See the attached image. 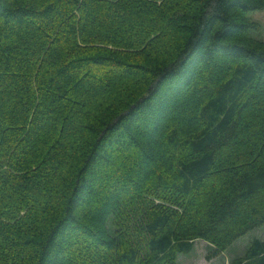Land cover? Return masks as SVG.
Instances as JSON below:
<instances>
[{
    "label": "trees",
    "instance_id": "obj_1",
    "mask_svg": "<svg viewBox=\"0 0 264 264\" xmlns=\"http://www.w3.org/2000/svg\"><path fill=\"white\" fill-rule=\"evenodd\" d=\"M263 10L0 0V264H176L263 226Z\"/></svg>",
    "mask_w": 264,
    "mask_h": 264
},
{
    "label": "rangeland",
    "instance_id": "obj_2",
    "mask_svg": "<svg viewBox=\"0 0 264 264\" xmlns=\"http://www.w3.org/2000/svg\"><path fill=\"white\" fill-rule=\"evenodd\" d=\"M250 15L252 16V20L258 21L261 24L262 28L259 34L256 35L264 40V10L255 11ZM186 112V110H181L179 108V112L175 111L173 114L171 113V117L164 120V127L165 125H168L170 120H176L179 124L187 121L185 117H180L184 116ZM108 225L112 232L117 230L113 218L109 220ZM256 238L264 239V225L239 238L230 248L218 256H212L214 249H212V246L205 240L197 239L192 253L189 255L180 254L177 258L176 264H232L233 259L237 256L244 255L248 246L252 243L253 239Z\"/></svg>",
    "mask_w": 264,
    "mask_h": 264
}]
</instances>
